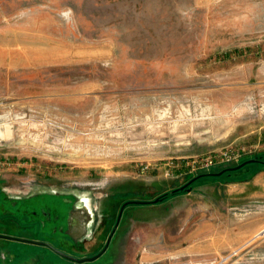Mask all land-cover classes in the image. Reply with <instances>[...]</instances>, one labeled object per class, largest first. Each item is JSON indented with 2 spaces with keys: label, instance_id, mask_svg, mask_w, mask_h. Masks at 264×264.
I'll return each instance as SVG.
<instances>
[{
  "label": "rangeland",
  "instance_id": "rangeland-1",
  "mask_svg": "<svg viewBox=\"0 0 264 264\" xmlns=\"http://www.w3.org/2000/svg\"><path fill=\"white\" fill-rule=\"evenodd\" d=\"M256 158L264 0H0V235L94 257L126 202L205 176L179 194L264 179L263 165L226 171ZM259 192L245 204L230 194L223 224L196 202L198 232L229 228L226 253L169 252L152 220L177 194L126 207L106 253L82 264H264V184ZM69 211L83 227L78 251L58 243ZM258 222L254 237H238ZM0 264L79 263L0 238Z\"/></svg>",
  "mask_w": 264,
  "mask_h": 264
},
{
  "label": "crops",
  "instance_id": "crops-1",
  "mask_svg": "<svg viewBox=\"0 0 264 264\" xmlns=\"http://www.w3.org/2000/svg\"><path fill=\"white\" fill-rule=\"evenodd\" d=\"M263 182L264 179L259 176L255 177L252 181L231 186L215 182L205 186V195L203 197L199 195L194 197L190 191L186 194H179L172 200L173 208H164V213L152 221L154 223L157 222L158 228H161L164 243L168 246L173 244V247L169 246L172 250L168 249L171 253L178 254V256L182 254L196 256L226 253L231 246L229 228L225 225V231L222 228L221 232L219 230L216 232H198L195 225L196 220L194 219V212H198V209L195 208L196 202L205 200L211 204V213L216 214V216L219 215L223 224V221H226L227 218L225 215L227 213V204L230 201V194H237L234 198L237 201H254L256 198H261L258 193H260L259 191L263 187ZM182 206L186 208L183 210ZM257 221L255 220L254 222ZM146 222L150 223L151 220ZM261 228L260 222L257 225L253 223L247 230L245 228L241 229L238 237L242 239L254 237L261 231ZM241 243L246 242L242 240L237 245ZM117 260L119 259L117 258Z\"/></svg>",
  "mask_w": 264,
  "mask_h": 264
},
{
  "label": "water",
  "instance_id": "water-1",
  "mask_svg": "<svg viewBox=\"0 0 264 264\" xmlns=\"http://www.w3.org/2000/svg\"><path fill=\"white\" fill-rule=\"evenodd\" d=\"M248 164H262V165H264V161L261 160V159H258V158L252 159V160H249V161L243 163L242 165H240L238 167L229 168L226 171H236V170H239V169H241L242 167H244V166H246ZM221 174H223V172L222 173H219L217 175H221ZM197 179H194L189 184L193 183ZM188 185H186V186H188ZM186 186L185 187H182L181 190H183L184 188H186ZM160 202H162V198H158V199H156L154 201H139V200H137V201H128V202H126L122 206V208H121V210L119 212L118 219H117V224H116L115 228L113 229L110 237L108 238L107 243H106L104 249L99 254H97L96 256L90 257V258H82V259L75 258L73 256H70V255L62 252V251L57 250L52 245H50L48 243H44V242H37V241H32V240L19 239V238H15V237H9V236H6V235H0V238L1 239H6V240H11V241L23 242V243L30 244V245L45 246V247H48L49 249H51L52 251H54L56 254L60 255L61 257L65 258L67 260H70L72 262L79 263V264L86 263V262H93V261L99 259L107 251V249L109 247V244L111 242V239H112L113 235L115 234V232L117 230V227H118L119 222L121 220L122 214H123V212H124V210H125V208L127 206H129V205H155V204H158Z\"/></svg>",
  "mask_w": 264,
  "mask_h": 264
},
{
  "label": "flooded vegetation",
  "instance_id": "flooded-vegetation-1",
  "mask_svg": "<svg viewBox=\"0 0 264 264\" xmlns=\"http://www.w3.org/2000/svg\"><path fill=\"white\" fill-rule=\"evenodd\" d=\"M39 195H43V194H39ZM31 198V197H30ZM128 207V206H127ZM126 209V208H125ZM72 210V208L70 209ZM44 216L47 217V218H51V215L44 212ZM57 219V222L60 221L59 220V216L56 218ZM78 220H79V217H78ZM75 219V216H74V213L69 211L67 217H66V231L63 229V226H62V230H63V234H68V237L67 235H65V237L62 235L61 238L59 239L58 243L60 245H62L65 249L67 250H79L81 248V245L79 243H73V239H76L78 238L80 235L83 234V227H82V224L79 223V221ZM47 233V232H46ZM82 233V234H81ZM61 240L63 241H68L70 244H65L64 242L61 243ZM32 241H35V239H33ZM37 242H44V243H48L50 245H52L54 248H56L57 250L61 251V249L59 247H57V245H54V243L52 242H49V241H46V240H41V241H37ZM58 244V245H59ZM45 247V246H43ZM48 248V247H46ZM83 248V247H82ZM49 249V248H48ZM51 250V249H50ZM54 252V251H53ZM64 252V251H62ZM55 253V252H54ZM65 253V252H64ZM100 253V252H99ZM106 253V252H105ZM104 253V254H105ZM67 254V253H66ZM103 254V255H104ZM65 259V258H64ZM70 261V260H69Z\"/></svg>",
  "mask_w": 264,
  "mask_h": 264
},
{
  "label": "trees",
  "instance_id": "trees-1",
  "mask_svg": "<svg viewBox=\"0 0 264 264\" xmlns=\"http://www.w3.org/2000/svg\"><path fill=\"white\" fill-rule=\"evenodd\" d=\"M259 159H261V160H263L264 161V159H262V158H259ZM253 165V164H252ZM254 165H262V164H254ZM247 166H249V165H246V166H244L243 168H245V167H247ZM264 166V165H263ZM243 168H241L240 170H237V171H235V172H239V171H241ZM230 173H232V172H225L223 175H226V174H230ZM222 175V176H223ZM211 178V176H205V177H201V178H199L197 181H199L200 179H203V178ZM213 178H218V177H213ZM196 181V182H197ZM196 182H194L193 184H195ZM192 184V185H193ZM184 191H186V190H181V189H176V190H174V191H172V192H170V193H166V194H164L163 196H162V201L163 200H165L169 195H177V194H179L180 192H184Z\"/></svg>",
  "mask_w": 264,
  "mask_h": 264
},
{
  "label": "built area",
  "instance_id": "built-area-1",
  "mask_svg": "<svg viewBox=\"0 0 264 264\" xmlns=\"http://www.w3.org/2000/svg\"><path fill=\"white\" fill-rule=\"evenodd\" d=\"M213 163H214V160L213 159H210L209 161H208V163L206 164V166H213Z\"/></svg>",
  "mask_w": 264,
  "mask_h": 264
}]
</instances>
